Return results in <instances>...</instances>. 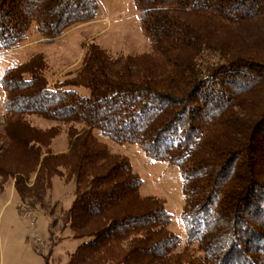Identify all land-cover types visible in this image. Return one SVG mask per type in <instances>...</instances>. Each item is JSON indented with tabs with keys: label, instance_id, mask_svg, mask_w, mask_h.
<instances>
[{
	"label": "trees",
	"instance_id": "obj_1",
	"mask_svg": "<svg viewBox=\"0 0 264 264\" xmlns=\"http://www.w3.org/2000/svg\"><path fill=\"white\" fill-rule=\"evenodd\" d=\"M132 1L149 52L90 44L54 87L40 54L4 70L0 186L13 181L35 208L55 178L73 183L60 222L81 244L67 264H264V0ZM97 11V0H0V51L33 27L54 40ZM96 131L179 170L184 245L164 203L141 195L129 160ZM63 133L68 149L54 153Z\"/></svg>",
	"mask_w": 264,
	"mask_h": 264
},
{
	"label": "rangeland",
	"instance_id": "obj_2",
	"mask_svg": "<svg viewBox=\"0 0 264 264\" xmlns=\"http://www.w3.org/2000/svg\"><path fill=\"white\" fill-rule=\"evenodd\" d=\"M95 18L78 25L54 40H44L33 27L19 47L0 51V78L8 67L28 61L40 54L47 65L46 78L54 87L71 79L82 64L86 47L95 44L113 57H126L149 52V43L140 29V12L132 0H97ZM82 95L85 89H78ZM5 94L0 84V131L3 126ZM36 128L47 129L57 124L29 117ZM110 151L126 157L142 180L141 195L161 200L171 215L169 230L186 240L181 211L184 205L179 170L167 163L149 159L140 146L118 145L94 132ZM68 149L66 133L54 140L52 151ZM33 179L30 180V185ZM74 200L73 183L55 178L42 207H29L20 202L14 182L0 186V264H67L80 241L73 240L63 229L61 214Z\"/></svg>",
	"mask_w": 264,
	"mask_h": 264
}]
</instances>
